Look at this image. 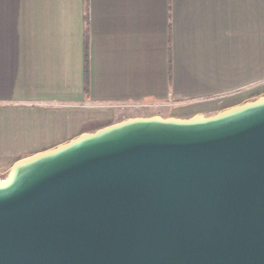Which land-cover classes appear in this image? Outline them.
<instances>
[{"label": "water", "instance_id": "1", "mask_svg": "<svg viewBox=\"0 0 264 264\" xmlns=\"http://www.w3.org/2000/svg\"><path fill=\"white\" fill-rule=\"evenodd\" d=\"M0 264H264V95L18 159L0 177Z\"/></svg>", "mask_w": 264, "mask_h": 264}, {"label": "crops", "instance_id": "2", "mask_svg": "<svg viewBox=\"0 0 264 264\" xmlns=\"http://www.w3.org/2000/svg\"><path fill=\"white\" fill-rule=\"evenodd\" d=\"M263 95L264 0H0V175L126 118Z\"/></svg>", "mask_w": 264, "mask_h": 264}, {"label": "trees", "instance_id": "3", "mask_svg": "<svg viewBox=\"0 0 264 264\" xmlns=\"http://www.w3.org/2000/svg\"><path fill=\"white\" fill-rule=\"evenodd\" d=\"M85 50H87V47H86ZM85 75H86V78H87V51H85Z\"/></svg>", "mask_w": 264, "mask_h": 264}, {"label": "rangeland", "instance_id": "4", "mask_svg": "<svg viewBox=\"0 0 264 264\" xmlns=\"http://www.w3.org/2000/svg\"><path fill=\"white\" fill-rule=\"evenodd\" d=\"M7 175V174H6ZM6 175H0V177L3 179V178H5L6 177Z\"/></svg>", "mask_w": 264, "mask_h": 264}]
</instances>
